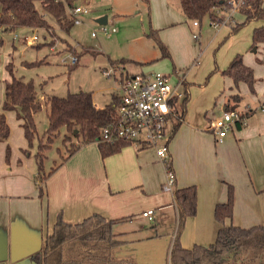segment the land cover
Wrapping results in <instances>:
<instances>
[{
    "label": "crops",
    "instance_id": "obj_1",
    "mask_svg": "<svg viewBox=\"0 0 264 264\" xmlns=\"http://www.w3.org/2000/svg\"><path fill=\"white\" fill-rule=\"evenodd\" d=\"M175 1L178 0H149V4L143 1L142 6L153 7V25L156 28L168 27L171 30L162 35L172 46L173 54L187 57L173 63V71L180 73L176 71V63L186 65L199 50L201 53L202 39L207 38L202 36V23L199 26L192 23L193 29L185 14L174 8ZM136 3L138 5V0H112L116 14L131 12ZM237 17L239 22L244 19L240 11ZM248 23L250 26L242 33L237 32L243 26L237 32L230 28L229 31L217 32L214 40L232 35V41L238 40L241 46L231 51L230 57L234 58L238 51L254 73L252 65L255 63L248 60L251 57L247 58V47L253 43L252 52L260 49L262 43H254L253 31L263 25L264 20L253 19ZM190 31L199 32L201 38L196 39ZM143 33L135 31L131 23L123 31L116 26L115 31L103 34L117 41L126 37L127 43L135 48L132 50L139 53L133 61L143 65L160 59L157 57L159 52L153 48L155 42ZM21 40L24 41L23 38ZM136 46L143 49L138 50ZM178 48L181 49L180 54ZM148 49L153 55L147 52ZM116 52L117 55L124 54ZM198 62L189 70L188 78L191 79L195 68L194 75L202 80L211 67L210 59L205 67ZM157 64L163 66L162 69H171L167 62ZM221 65L225 67V64ZM141 68V71L149 69ZM184 76L188 83L184 88L189 97L179 126L175 128L177 118L168 124L167 160L172 162L176 188L193 184L198 188L197 213L186 219L180 235L183 246L192 247L196 243L207 245L215 240L220 224L214 217V208L218 202L227 200V182L235 186L234 215L227 224L251 226L264 222V110H256L258 105L252 106L246 124L234 127L227 136L219 138L212 131V119L222 114L228 97L233 94L243 95L239 109L250 106L244 95L248 84L241 82L236 85L228 76L227 88L220 91L219 78L215 77L213 82L200 89L187 79L185 73ZM259 80L263 82L264 78L255 76L254 96L258 103L264 100V83L261 85ZM243 83L247 84L246 87ZM114 95L115 89L112 101ZM4 97L5 92L2 101ZM217 99L221 103L220 108L210 111ZM95 105L101 107L96 102ZM0 112L5 113L10 126L9 138L0 142V264H39L31 255L42 247L60 213L68 222H81L95 212L109 219H120L114 226L122 241L115 250L117 257L137 264H170V250L178 227V209L174 193L163 189L166 168L156 148L130 143L103 156L98 142L84 144L51 174L44 184V196H41L42 182L37 177L33 158L37 148L32 150L29 147L21 119L18 118L20 123L13 124L14 128L10 125V121H15L14 115H7L2 108ZM8 146L11 148L9 160L6 157ZM27 149L30 151L26 152ZM150 209L154 210L152 218L143 214Z\"/></svg>",
    "mask_w": 264,
    "mask_h": 264
},
{
    "label": "trees",
    "instance_id": "obj_2",
    "mask_svg": "<svg viewBox=\"0 0 264 264\" xmlns=\"http://www.w3.org/2000/svg\"><path fill=\"white\" fill-rule=\"evenodd\" d=\"M77 0H67L74 6ZM149 4V0H143ZM181 9L189 21L198 20L202 23L205 17H216L215 9L240 0H178ZM240 12L244 19L233 26L237 32L249 21L264 20V0H241ZM51 18L59 25L70 30L75 24L69 17L67 4L63 0H0V28L14 31L19 27L50 29L53 24ZM147 36L156 40L163 57H171L168 45L161 39L158 29L151 28ZM255 44L264 42V24L255 27L253 31ZM4 40L0 39V46ZM42 43H38L39 47ZM68 50L78 57V61L69 65L76 67L79 62L78 52L74 46ZM87 51V49H84ZM90 50V48H89ZM131 59L121 58L111 60L115 68L125 69ZM155 61V60H154ZM1 62V54H0ZM152 62V61H151ZM150 62V63H151ZM13 63L7 65L12 79L6 81L4 100L0 98V108L15 110L21 119L29 147L34 145L38 133L36 116L42 109V101L33 80L17 77L13 70ZM223 73L231 77L236 85L241 82L248 84L251 91H255V76L252 69L237 54ZM2 82L0 76V84ZM188 84L185 82L184 86ZM185 97L179 108L177 128L184 118L188 91L184 88ZM243 95L236 93L228 97L225 110L238 109ZM113 101L104 107H97L91 92H72L66 96L56 94L48 96V128L39 137L37 150L34 154L40 186V195L44 196V184L57 168L82 145L98 142L102 127L113 119L115 113ZM242 124H238L240 127ZM64 129L63 141L67 146V154L62 160L47 169L45 159L47 152L53 146L55 137ZM10 126L5 113L0 112V142L7 140ZM76 138L77 141L73 139ZM103 156L117 152L130 141L98 142ZM30 151L27 149L26 152ZM11 148L6 151L7 160L10 159ZM167 166L172 167L171 160ZM172 169V168H171ZM228 183V197L226 201L218 202L214 208V217L220 224L215 240L207 245L196 243L192 247H185L181 243L180 235L184 229L186 219L197 213L198 188L196 185L176 188L175 204L178 209V227L176 237L170 250V264H264V222L251 226L227 224V220L234 215L235 186ZM120 219H109L101 213H93L81 222H68L62 213L50 233H47L42 247L31 257L39 264H137L129 259L115 255L116 248L122 243L114 230Z\"/></svg>",
    "mask_w": 264,
    "mask_h": 264
},
{
    "label": "rangeland",
    "instance_id": "obj_3",
    "mask_svg": "<svg viewBox=\"0 0 264 264\" xmlns=\"http://www.w3.org/2000/svg\"><path fill=\"white\" fill-rule=\"evenodd\" d=\"M75 4H81L91 8L92 11L86 16V19L90 20L86 22L90 25L86 23L82 25H74L67 31L66 29H63L56 20L51 18L53 26L50 29L46 27H19L14 31H6L0 28V39L4 40V44L0 46V76L2 79L0 84V98L2 99V96L4 95L6 81L12 79L11 73L7 67V65L12 62L14 65L13 70L17 77H21L24 80H33L42 101V109L36 116L38 133L34 140L32 150L37 148L39 137L42 136L48 128L47 113L49 109V95L56 94L59 96H66L72 92H91L94 103L96 102L102 107L112 101V92L114 91L116 84L114 77H107L102 72V68L104 66L108 67L111 65V60L121 58L131 59L132 61H128L126 63L125 69L132 73L140 72L142 70L141 67L149 68L145 71H161L163 73H170L174 72V62H180V59L187 58L185 56L176 57L177 54H173L171 51L172 46L166 42L162 35H167L166 33H169L171 30H168V27H164L162 29L156 28L153 25V13H155V11L151 6L149 8L146 6L143 7L142 0H138V5L136 3L131 12L124 14H116L113 9L114 7L112 6V0H77ZM174 6L176 10L179 9L183 12L179 1H175ZM237 13L238 12H235V16L236 19L239 20ZM105 14H109V21L107 23L108 26H117L120 31L128 28V26L132 23V27L135 31L138 30L139 32H144L143 34L149 38L147 34L151 31V28L156 30L158 29L161 39L168 45L171 57H163L159 45L156 40L152 38L155 42V44H153V48L159 52L160 55L158 54L157 57L160 59L143 65L141 63H136L133 60L136 58L135 56H139V53H135L137 51L132 50V48L134 50L135 48L133 45L127 43V38L125 37L122 40L117 41L116 39L107 37L103 34V31H101L100 24L94 21L95 18ZM128 22L130 24H128ZM125 23L127 24L124 25ZM192 23L193 21L189 22L194 29L195 27ZM249 26L250 23H246L237 33H242ZM230 28L231 25L228 24H222L219 27H215L210 23V18L205 17L202 20L201 29L202 36H206L207 39H202V52L200 53L199 50L186 65L181 66L176 63L178 69L176 71H181L180 73L182 76H184L185 73L187 79L195 82L193 85L200 89L206 84L213 82L215 77L219 78L218 85H220V91L227 88L226 80H228L229 77L223 74V69L227 68L233 59L230 57L231 51L239 48L241 45L238 40L232 41V35H228V37L223 36L217 41L214 39L217 32L220 33L223 30L229 31ZM93 29H97L99 32L97 37L91 35V31ZM198 29H200V27ZM192 32L194 33V31H190L193 36ZM36 34L38 35V40L32 44L21 40L25 35L34 36ZM38 43L42 44L37 47L36 45ZM69 44H72L71 46H74L78 54H80L79 62L76 67H69V65L64 64L61 60L63 56L73 54L68 50V47L70 46ZM89 48L92 51H89ZM253 48V43L251 46L249 45L247 47V58L251 57V59L248 60H252L255 63L254 66L252 65L255 76L257 78H264V43H262L260 49H258L256 53L252 52ZM84 49H87V51ZM136 49L139 50L143 48L136 46ZM116 51H120L124 54L117 55L118 52ZM177 51L178 54L181 53L180 48H178ZM147 52L153 55L150 49H148ZM236 54H238V51ZM198 59L200 62H198ZM209 59L211 67H209L208 71L205 72L202 80H198V76L194 75V72L196 71L195 68L191 74V79L188 78V75L190 74L189 70L194 67L197 62L201 63L200 66L205 67ZM163 61L170 65V70L162 69L163 66L160 64H157L156 66V63ZM221 64H225V67ZM258 83L262 85L264 81L261 82V80H259ZM243 85L246 87L247 84L243 83ZM255 94L256 93L250 90L249 86L248 91L244 94L246 96L245 100L248 101V105L253 106V108L259 104L258 99H255ZM215 100L216 97H214V101ZM220 105L221 103L217 99L216 104L214 105L213 103L214 107H210L209 110L211 111L212 108H220ZM6 111L7 115H14L15 121H10V125L12 127H14V123H20L15 110ZM64 133L65 130L62 129L61 134L55 137L52 148L47 152L48 156L45 159L47 169L59 163L62 160V155H65L68 152L67 146L70 145L71 141L67 142V144L64 143ZM73 140L77 141L76 138ZM32 152V154H34L35 151ZM33 158L35 160L34 156Z\"/></svg>",
    "mask_w": 264,
    "mask_h": 264
},
{
    "label": "built area",
    "instance_id": "obj_4",
    "mask_svg": "<svg viewBox=\"0 0 264 264\" xmlns=\"http://www.w3.org/2000/svg\"><path fill=\"white\" fill-rule=\"evenodd\" d=\"M69 17L74 24L85 23L86 16L92 10L90 7L75 4L71 6L67 0ZM240 1H231L222 7L216 8V17L210 19V23L219 27L222 24L235 26L239 20L236 19L235 12L240 10ZM195 26L201 25L198 20L193 21ZM100 29L105 34L115 31L116 27L110 28L108 24H100ZM97 29H93L92 35H98ZM193 36L198 39L199 32H194ZM16 37V36H15ZM24 41L33 43L38 40V35L24 36ZM62 62L73 65L78 61L74 54L62 57ZM107 77H114L115 113L112 120L105 124L100 132L98 142L130 141L154 147L157 154L166 168V180L163 189L175 193L176 177L171 168L167 166L169 157V137L167 127L173 118H179V108L181 101L185 97L184 84L185 76L179 72L163 73L161 71H140L131 73L122 68H115L112 65L102 69ZM252 106H247L244 110H224L221 115L212 119V131L223 138L238 124L247 123V115L252 112ZM256 110H264V100L260 101ZM154 210L143 212L145 216L152 218Z\"/></svg>",
    "mask_w": 264,
    "mask_h": 264
},
{
    "label": "water",
    "instance_id": "obj_5",
    "mask_svg": "<svg viewBox=\"0 0 264 264\" xmlns=\"http://www.w3.org/2000/svg\"><path fill=\"white\" fill-rule=\"evenodd\" d=\"M96 22L99 24H107L108 23V15H101L99 17L96 18Z\"/></svg>",
    "mask_w": 264,
    "mask_h": 264
}]
</instances>
